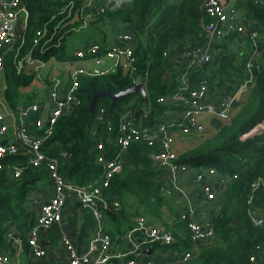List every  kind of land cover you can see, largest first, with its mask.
I'll return each instance as SVG.
<instances>
[{"label":"trees","instance_id":"1","mask_svg":"<svg viewBox=\"0 0 264 264\" xmlns=\"http://www.w3.org/2000/svg\"><path fill=\"white\" fill-rule=\"evenodd\" d=\"M22 1L29 11L27 27L19 28L12 47L4 50L5 79L2 95L5 101L12 105L30 102L37 96L34 92L26 95L21 92V89L29 86L34 74L37 73L36 69L27 66L26 59L43 58L47 61L55 56L59 61L62 60L69 44L66 42L67 33L73 30L71 29L73 26H67L73 20V17H67L68 13L74 15L79 14L82 9L89 10L85 0ZM69 2H72L73 6L61 12V8ZM204 2L205 0H134L131 6L105 15H96L95 19L88 23L85 29L90 30V39L99 38L98 42L104 50L109 48L108 35L96 36L99 30L95 26L100 22H106V18H117L121 24L130 27L128 32L134 35V57L137 67L135 76L146 81L144 89L148 102H142L140 93L118 99L114 106L110 98H99L91 112L90 106L95 92L109 91L111 94H117L131 88L134 85L133 78L122 68L116 69L113 73L83 78L79 87L81 104L58 119L53 135L42 146V150L45 151L57 149L68 152L69 156L62 158L58 167L66 179L84 185L100 177L102 168L97 162L99 154L97 144L102 142L105 145L104 152L108 158L116 156L117 148L111 146V140L116 136L120 116L127 109H131L137 122L139 117L143 118L142 110L146 106H151L148 118L143 119L148 126H154L164 121L172 111L180 110L181 106L178 104L175 106L172 103L158 102L160 97L175 93L177 88L169 78L176 65L173 58L170 55L165 56L164 53L175 44L198 43V34L203 24L208 21L203 11ZM233 3L236 10L248 15L253 23L252 30L260 36L259 60L262 68L255 75L246 105L236 113L230 124H223L219 130L218 143L206 145L192 155L180 158L195 168L215 169L227 182L224 197L221 198L222 202L213 221L216 234L213 242L204 243L202 246L198 244L199 251L196 252L195 244L190 238L188 220L181 219L186 233L174 229L172 243L153 245V250L157 246H162L184 255L192 253V258L185 264H251L252 255L256 254L261 259L264 257V188L258 189L254 194L253 206L248 204L253 182L258 178H264V135L247 138V134L264 120V6L256 3V0H233ZM123 9L126 10L124 14L121 13ZM45 30L47 35L41 38L40 35ZM233 35L237 34L226 35L219 45L222 49L221 56L213 58L209 64L191 70L189 79L193 85L207 79L210 88L217 86L227 94L235 86L242 85L245 79L246 57L236 58L224 51V43ZM50 37L53 39L52 43L59 41L58 47H48L50 43L46 44V41ZM84 38L81 39L78 35L72 37L70 41H79L83 49L88 45ZM18 61H22L24 65L20 73L16 67ZM182 65L181 62L180 66ZM100 104L105 105L106 115L103 123L95 125L93 118ZM109 123L114 127L111 132L107 129ZM145 142L140 138L129 145L123 154L122 172L113 177L110 187L104 192L105 195L117 196L121 200L119 194L138 187L146 197L150 196L152 202H157L158 205L162 202L159 184L154 180V156L160 150V143ZM30 160L31 155L24 153L0 158L2 250L6 248V233L10 225L27 238L30 229L37 222L31 205V195L40 191L42 186L52 185L47 167H33L29 164ZM15 167H24L19 178L12 172ZM40 182L44 184L40 185ZM140 201L144 205L147 203L145 197H140ZM250 208L260 211L263 224L259 226L253 224L249 216ZM106 216L111 221H117L122 216V210L107 211ZM235 219L238 220L237 224L234 222ZM167 228L171 230L170 227ZM117 229L118 231L110 234L113 238L121 232H126L127 227L125 231L119 226ZM52 237L54 240L58 239L56 231ZM257 246L261 247L260 251H257Z\"/></svg>","mask_w":264,"mask_h":264},{"label":"built area","instance_id":"2","mask_svg":"<svg viewBox=\"0 0 264 264\" xmlns=\"http://www.w3.org/2000/svg\"><path fill=\"white\" fill-rule=\"evenodd\" d=\"M133 1L87 0L86 5L89 10L93 11L94 15L88 17V14H85L86 11L82 9L79 14L72 15L69 12L67 17L74 18L78 15L80 18L79 23H81L77 28L80 30L86 28L96 15H105L122 9L126 5L131 6ZM256 3L264 6V0H256ZM72 6V2H69L61 8V12ZM203 11L208 17V21L203 24L198 38L203 40L205 45L185 51L182 67L170 75L173 82L180 80L181 86L184 88L190 87V91L187 94L179 91L158 99L160 103H180L182 105V102H184L190 107H183L179 110V114L164 119V121L158 122L154 126L145 125L143 122V119L148 118L151 106H146L142 110L143 118L139 117L137 122L131 109H127L120 116L116 126V136L111 140V146L117 148L116 156L108 158L104 152L105 145L102 142L97 144L99 150L97 162L104 171L103 178L96 185H91L92 181L79 185L75 181L66 179L59 172L60 160L68 157V152L57 149L45 151L42 150V146L53 135L58 119L81 104L79 87L83 78L113 73L116 69L122 68L124 72H127L133 78V84L140 83L145 88L146 81L135 76L137 67L134 57V35L130 32L117 35L116 43L105 50L99 43L87 45L85 48L78 50L76 57L78 60L83 61V66L69 70L67 84H64L61 78L56 76V73L50 71L44 78L39 76L41 83L49 91L50 108L47 113L39 95L30 102L16 103L13 108H10L2 95V87H4V50L12 47L17 39L18 29L27 27L29 11L22 0H0V158L18 153L30 154L29 164L36 168L46 166L52 181L51 195L40 207L37 222L30 229L27 238H24L14 226H9L6 233V248L0 249V264H25L27 256L30 260L43 258L47 251L41 243V229L49 230L54 225L61 223L63 209L71 197L84 208L91 209L94 212L98 221V229L90 240L87 251L82 255L76 253L73 243L67 236H62V244L69 264H138L143 255V248L152 247L154 244L167 245L174 241L171 230L155 228L153 225L147 224L146 218L140 215L135 220L136 226L124 236L134 247L124 252L112 253L110 251L111 246L118 236L113 238L105 231L103 224H105L107 211L119 212L123 210V205L117 196L105 195L104 192L110 187L113 177L122 172L124 161L121 158L123 159V154L133 141L142 138L146 141V144L159 142L160 150L154 156V160L168 169L173 182L176 183L180 175L189 167L171 149L173 131L176 129L182 132L195 130L202 133L204 127L196 121L198 117L196 115L201 111L214 114L224 124H230L233 120L235 114L232 112V106L236 100V95H225L219 104L214 105L207 100L210 88L208 81L193 85L189 79L190 72L194 67H201L216 57L218 49L216 45L224 41L226 35L238 34L249 38L254 41V46L259 44L257 42L259 35L252 30V22H240L233 0H205ZM45 35H47L46 30L41 33L40 37L42 38ZM52 42V37L47 39L46 44L50 43L48 47L59 46V41L57 43ZM168 54L169 50L164 53L165 56ZM258 58L259 49L255 48L250 53L249 59L247 58L244 68L250 78H253V74L262 68ZM26 60L27 66L36 69L38 72L46 67V61L43 58L32 59L28 57ZM23 66V62L18 61L16 64L18 73H20ZM243 86L245 85L243 84ZM43 110L46 113L45 118L41 116ZM105 115L106 107L104 104H100L94 114L93 123L95 125L103 123ZM30 116L34 117L32 126L27 120ZM107 129L111 132L114 127L109 123ZM261 135H264V120L247 134V138ZM23 171L24 167H15L12 170L17 178L23 174ZM206 172L212 176L218 174L212 168L207 169ZM205 175V173L200 174L199 180L205 179ZM226 184L225 181L220 183L223 191ZM260 188H264V178H258L251 186L248 198V204L251 207L253 206L254 194ZM203 193L207 200L216 199L217 193L211 182L203 186ZM259 214V210L250 208L249 216L255 226L263 223V219ZM188 229L191 241L195 244L196 252L199 251L198 244L211 243L216 237L212 223H191L188 224ZM136 232H142L143 234L141 244L134 243L133 234ZM256 249L260 251L261 247L257 246ZM192 256V253H186L183 256V262H188ZM250 263L264 264V259L258 258L254 254L250 257Z\"/></svg>","mask_w":264,"mask_h":264},{"label":"crops","instance_id":"3","mask_svg":"<svg viewBox=\"0 0 264 264\" xmlns=\"http://www.w3.org/2000/svg\"><path fill=\"white\" fill-rule=\"evenodd\" d=\"M237 14L240 22H245V23L252 22L246 13L237 10ZM94 19L95 18H93L92 20ZM116 26L118 27V30L116 32L115 31L109 32L108 30L105 32V34L107 35L109 34L107 43L108 40H110L109 42H114L113 44H115L117 35L128 32L130 30V27L127 24H121L120 22H118ZM259 40H260V36H259ZM197 42L198 43L196 44L188 42L187 45L175 44L170 47L168 55H170V57L173 58L174 60L176 66L173 69L175 71L180 69L181 62L182 63L184 62L185 51L205 45L204 41L200 40L199 38ZM222 42L216 45L218 47L216 57H219L222 54L221 53L222 49L219 48V45L222 44ZM250 45H251V40L249 38H245L237 34V35H233L231 38L226 40V42L224 43L225 46L224 51L229 55H233L234 57L236 58L238 57L241 59L242 56H245V54L249 51ZM181 52H183L182 56H181ZM56 61L59 60L56 59ZM60 65L63 66L64 71L60 75L56 74V76H59L64 84H67L69 70L74 67L72 66L67 67L65 63L64 64L62 63ZM49 71L52 72L51 70ZM175 71L172 70V74ZM4 79H5V70H4ZM245 80H246V73H245L244 82ZM34 81L36 80L33 78L29 86L21 89V92L24 95L32 92H34L36 95H41L43 107L46 109V113H47V110H49L50 108L48 88L45 87L41 82L37 81L35 83ZM174 83L177 86L175 91L177 92L180 86H178L176 82ZM251 85L252 84L245 86L234 85L235 86L234 89L230 93H228L229 95H236V100H235L236 103L234 102L235 105L233 104L232 106V110L233 109L235 110L234 111L235 115L236 113L240 112L242 108L246 105L249 98L248 94L250 92ZM226 94L227 93L225 92V90H221L219 87L216 86L214 88L209 89L207 100L211 101V103L213 104H219L222 97ZM22 99L23 98H21V100ZM8 105L10 108H13L15 106L9 103ZM44 110L41 112V116L45 118L46 113ZM176 114H179V109H176V111H172L167 118H171L173 115ZM33 119H34L33 116H30L27 119L31 126L33 125ZM196 121L204 127L203 133L196 132L195 130H193L191 133L188 134H185L179 129L173 131V135L175 139L174 151L178 154L179 158L190 156L194 152L201 149L202 147L209 144L214 145L219 141L217 135L219 133V130L224 124L223 121H220L216 117L207 114L200 115L199 117H197ZM184 163L188 164L189 170L185 174L180 175L176 183L173 182L171 174L164 165H161L158 162L154 163V167H155L154 180L157 184H159L158 186L160 188V195H161L160 201H162L159 204V207H161L160 210H162L161 212L162 216L160 214V216L157 217L155 220H153L147 214H145L147 210L145 209L144 204H142L140 201V197L142 196H140L138 193L132 192L126 195L119 194L123 204L121 218L118 219L117 221H111L108 216H105V221H104L105 224H103L105 231L109 234L118 231L117 226L121 227L122 228L121 230L123 231H125L127 227L126 232H121V234H118V238L114 240V243L110 249L112 253L124 252L127 249H131L134 247V245L128 239H125L124 236L133 227L136 226L135 220L140 215L146 218L147 224L153 225L155 228H160V229L165 228L167 230L168 229L167 227H170L171 231L175 229V231L180 230L182 233H186L187 230L185 229L184 226H182L181 219L182 220L187 219L188 220L187 224L190 223L213 224L214 217L217 214L220 203L222 202L221 198L224 197V191L222 189V186L220 185L221 181H224L223 180L224 177L220 174H216L214 176L210 175L209 173L206 172L207 169L206 167L195 168L188 162H184ZM197 172L199 175L205 173L206 174L205 179L203 178L199 180L198 176L196 175ZM208 182H211L214 185V190L216 191L218 196L217 199L207 200L205 198V195L203 193V185L207 184ZM40 188H41L40 191L36 193L34 192L31 195L32 196L31 205L34 208L35 217H37L40 207L42 206L43 203H45L48 200L52 192V185L51 186L49 185V187L42 186ZM149 199L150 196L148 197L147 200ZM55 226H56L55 228L53 226L49 230L41 231L40 234L41 243L43 242L44 246L46 247V251H47L46 255L39 260H34V259L30 260L29 256H27L25 259L26 261L25 264H33V263L69 264V261L66 256L65 248L62 244V236H67L73 243L76 253L78 255H82L87 251L89 242L94 237V234L98 229V221L95 217L94 212L91 209L84 208L80 203L76 202L75 199L71 197L69 198L65 208L63 209V219L61 223L56 224ZM55 231L58 234L57 240L52 239L53 238L52 235L55 233ZM142 237H143L142 232L134 233L133 234L134 243L139 244L138 240L142 239ZM202 245L203 243L200 244V246ZM165 248L162 246H157L155 250H153V246L146 248V249H150L151 253L146 254L143 251V255L138 264L187 263V262H183L184 254H181L178 251H170ZM262 259H264V257Z\"/></svg>","mask_w":264,"mask_h":264},{"label":"rangeland","instance_id":"4","mask_svg":"<svg viewBox=\"0 0 264 264\" xmlns=\"http://www.w3.org/2000/svg\"><path fill=\"white\" fill-rule=\"evenodd\" d=\"M125 12H126L125 9L121 10V13L122 14H124ZM85 14H88L87 15L88 17H91L92 15H94V13H93L92 10H87ZM106 20H107L106 22H100L98 24V26H95L100 31V32H98V33L95 34L96 36H99V37L103 36L107 30L109 32H112V31H115L116 32L118 30V27L116 26V24L120 21L119 19H117V18L116 19H114V18L113 19L106 18ZM105 25H107L106 26L107 28L105 27ZM89 33H90V30H87L85 28H82V29L79 30L77 28V26H75L74 30L68 31L67 36H66L67 37L66 38V42H69V44L67 45L68 47H67V50H66V55L60 61H56V57L55 56H52L51 58H49L46 61V67L44 69H42L40 72L37 71V73L34 74L33 78L36 80L34 82L35 83L37 81L41 82V78H39V76H41L43 78L46 77V74L49 72V70H51L52 72L56 73L57 75L62 74V72L64 71L63 66L60 65L62 63L63 64L65 63L67 67H71V66L72 67L83 66V61L78 60L77 57H76L77 51L80 50V49H82L80 47L79 41L75 40L74 42H71L70 39L72 37H75V36H78L79 35L81 37V39H83V37H85L84 40L87 41L88 46L89 45H92L94 43L101 44L100 42H98L99 38H97L96 40L90 39L91 37H90ZM109 41L110 40H108V45L109 46L114 43V42H109ZM248 95L250 96V92H249ZM252 96H253V94H252ZM172 105L177 106L176 103H174ZM191 132L192 131L184 132V133L185 134H188V133H191ZM174 140L175 139H174V136H173V142L171 144V149L172 150H174ZM188 170H189V168H187L181 175L185 174ZM196 175L198 176V178L200 177V175L198 174V172L196 173ZM41 183H43V182H40L39 184L41 185ZM132 192H136L140 196L145 197L146 202H148V203H146L144 205L145 206V209L147 210V212L145 214H147L153 220H155L157 217L160 216V214L162 212V210H160L161 207H159V205H158L157 202H151L150 199L147 200L148 197L145 196L144 192L140 188L135 187L134 190L128 189V190H125L122 194L126 195V194L132 193ZM161 216H162V214H161ZM163 216H164V214H163Z\"/></svg>","mask_w":264,"mask_h":264},{"label":"water","instance_id":"5","mask_svg":"<svg viewBox=\"0 0 264 264\" xmlns=\"http://www.w3.org/2000/svg\"><path fill=\"white\" fill-rule=\"evenodd\" d=\"M79 21H80V18H79L78 15H76L74 17V19L67 26H75L76 24L79 23ZM182 54H183V52H181V56H182ZM136 93H140L141 94L143 103H147L148 102L147 93H146L144 87L140 83L134 84L131 88H129V89L125 90V91L119 92L117 94H111L109 91L95 92L94 95H93L91 106H90V111L92 112L94 110V108L96 107V104H97V100L99 98H106V97L110 98L112 103H113V106H114L118 99L124 98V97L132 95V94H136ZM235 103H234V105H235ZM234 222H235V224H237L238 220L235 219ZM41 230L43 231V229H41ZM141 242H142V239L138 240L139 244H141ZM143 251L146 254H150L151 253L150 249L143 248Z\"/></svg>","mask_w":264,"mask_h":264},{"label":"bare ground","instance_id":"6","mask_svg":"<svg viewBox=\"0 0 264 264\" xmlns=\"http://www.w3.org/2000/svg\"><path fill=\"white\" fill-rule=\"evenodd\" d=\"M259 36H258V38H257V42L259 43ZM218 45V44H217ZM259 49V44L257 45V46H254V41H251V45H250V49H249V51L245 54V56L244 57H246V59H245V64H246V60H247V58L249 59V56H250V53L253 51V49ZM217 54V53H216ZM256 59H257V56H256ZM212 61V60H211ZM211 61H208V62H206L205 64H207V63H209V62H211ZM244 68H245V65H244ZM245 70V69H244ZM259 72V71H258ZM245 73H246V71H245ZM256 73L257 72H255V74H253V78H250V76H249V74H246V80H245V82L243 83L244 85H250V84H252L253 83V81H254V79H255V75H256ZM203 81H208L207 79H203V80H201V81H199L196 85H198L200 82H203ZM177 84H178V86H180V88L178 89V91L177 92H179V91H181L182 93H185V94H187L188 93V91H190V87H186V88H184L183 86H181V81L180 80H176L175 81ZM208 83H209V81H208ZM242 84V85H243ZM226 95H229V94H226ZM225 96V95H224ZM182 102V101H181ZM235 102V101H234ZM234 102H233V104H234ZM176 104H178L179 106H181L180 107V110L181 109H183V107L184 108H188V107H190V105H188V104H185L184 102H182V105L180 104V103H176ZM213 104V103H212ZM214 105H217V104H214ZM193 108V107H192ZM204 114H207V115H212V116H214L215 117V115L214 114H211V113H207V112H204V111H201V112H199L196 116H200V115H204ZM204 132V131H203ZM118 146V145H117ZM119 147V146H118ZM118 157V156H117ZM121 160L122 161H124L122 158H121ZM103 176H104V171H102L101 172V174H100V177L99 178H97L96 180H93L92 182H91V185H96L97 183H99V181L103 178ZM204 186V185H203ZM216 192V191H215ZM218 198V196H216V199ZM137 224V223H136ZM191 224V223H190Z\"/></svg>","mask_w":264,"mask_h":264},{"label":"clouds","instance_id":"7","mask_svg":"<svg viewBox=\"0 0 264 264\" xmlns=\"http://www.w3.org/2000/svg\"><path fill=\"white\" fill-rule=\"evenodd\" d=\"M76 25H77V24H76ZM76 25H75V26H76ZM75 26H73L71 29H73Z\"/></svg>","mask_w":264,"mask_h":264}]
</instances>
